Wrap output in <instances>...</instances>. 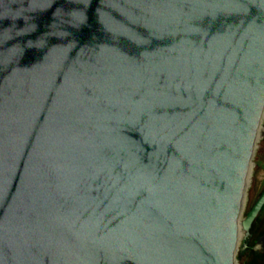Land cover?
I'll use <instances>...</instances> for the list:
<instances>
[{
    "label": "water",
    "instance_id": "obj_1",
    "mask_svg": "<svg viewBox=\"0 0 264 264\" xmlns=\"http://www.w3.org/2000/svg\"><path fill=\"white\" fill-rule=\"evenodd\" d=\"M264 115V0H0V264H235Z\"/></svg>",
    "mask_w": 264,
    "mask_h": 264
},
{
    "label": "rangeland",
    "instance_id": "obj_2",
    "mask_svg": "<svg viewBox=\"0 0 264 264\" xmlns=\"http://www.w3.org/2000/svg\"><path fill=\"white\" fill-rule=\"evenodd\" d=\"M264 189V115L260 125V133L256 140L251 164L248 172L242 217L247 213L251 204ZM257 228L264 229V206L255 222ZM263 261L264 253H256L252 250H239L236 253L235 264H257Z\"/></svg>",
    "mask_w": 264,
    "mask_h": 264
},
{
    "label": "flooded vegetation",
    "instance_id": "obj_3",
    "mask_svg": "<svg viewBox=\"0 0 264 264\" xmlns=\"http://www.w3.org/2000/svg\"><path fill=\"white\" fill-rule=\"evenodd\" d=\"M255 222L252 227L250 236L246 239V247L244 250H252L256 253H264V229L260 227L257 228ZM260 263H263V261H260L257 264Z\"/></svg>",
    "mask_w": 264,
    "mask_h": 264
},
{
    "label": "trees",
    "instance_id": "obj_4",
    "mask_svg": "<svg viewBox=\"0 0 264 264\" xmlns=\"http://www.w3.org/2000/svg\"><path fill=\"white\" fill-rule=\"evenodd\" d=\"M260 264H264V263H260Z\"/></svg>",
    "mask_w": 264,
    "mask_h": 264
}]
</instances>
